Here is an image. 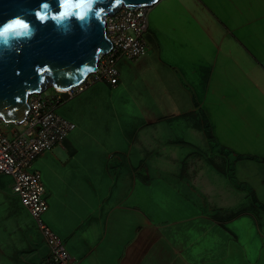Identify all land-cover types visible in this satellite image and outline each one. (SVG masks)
I'll return each instance as SVG.
<instances>
[{
    "label": "crops",
    "instance_id": "obj_1",
    "mask_svg": "<svg viewBox=\"0 0 264 264\" xmlns=\"http://www.w3.org/2000/svg\"><path fill=\"white\" fill-rule=\"evenodd\" d=\"M174 1L165 15L191 16L200 33L181 27L186 40L160 42L154 21L148 53L119 66L115 90L132 105L110 111L96 132L86 123L97 108L77 103L76 128L32 164L51 195L43 220L73 264H264V252H221L220 244L223 235L236 241L230 212L245 207L237 218L249 217L264 249V0ZM202 114L225 154L207 152ZM237 123L247 154L225 137ZM81 137L92 151L78 173L86 199L61 205L57 176L70 159L61 163L53 149L72 157Z\"/></svg>",
    "mask_w": 264,
    "mask_h": 264
},
{
    "label": "rangeland",
    "instance_id": "obj_2",
    "mask_svg": "<svg viewBox=\"0 0 264 264\" xmlns=\"http://www.w3.org/2000/svg\"><path fill=\"white\" fill-rule=\"evenodd\" d=\"M174 2V0H160L153 6L148 7L147 20L149 29L146 37L149 42H152L153 39H155L152 36V31H155V26L153 27L154 21H156V24L159 25V28L161 29L155 33L160 42H164L166 40L171 42L186 40L187 38L185 35H182L184 33L180 30L181 27L200 33L201 28L199 22H195L193 18H190L191 16L185 15L186 20L183 21L184 17L180 18L179 13H177L178 16H172V13L169 10V13L165 15L164 11L168 9V6L173 5ZM173 26L175 29H172ZM188 41L192 42L194 41V38H189ZM120 64H122L121 61L118 63V68L121 66ZM83 100H89L93 106L97 108L96 113H94L93 116L88 117V119L91 120L86 123L87 131L95 128L96 132H99L98 126H100L102 122L107 121L106 118L110 115V111H113V113L117 116L120 109L132 105V103H128L130 99L124 100L119 98L115 87H111L104 82H96L88 86L77 96L61 103L57 107L56 112L67 120L72 121L74 118H78L80 120L82 117L80 112L77 110V103L83 105L84 102H81ZM200 116L205 123V130L207 129L206 131L209 132V122L206 115L202 114ZM72 122L75 124L76 128V123L74 121ZM15 126V124L6 123L0 120V129L4 130L6 133H10L12 129H15ZM230 130V134H225V137L230 140L231 145H229V147L236 152L238 151L240 153L247 154L246 150L248 147L247 144L245 145L244 143L243 124L237 123ZM81 140L82 142L78 147V153L74 154L72 157H70L71 153L68 150L59 147L53 149L54 155L61 163H65L70 159L65 167V170H61V173L57 176L59 188L55 198L61 205L66 203L72 204L75 202V194H77L79 200L82 202L86 199V182L83 178L78 176V173L81 170L79 167L81 163L80 158H83L85 154H92V151L86 144L88 142L87 139L81 137ZM207 141L209 144V150L207 152L211 153V156L214 153L217 155L219 154L220 156L225 154L226 151H224L222 147H217V143L215 142L212 133L207 137ZM220 156H217L215 160L217 162V166H221L223 163ZM232 161V158L229 157L228 166H231ZM110 162L112 161H109V163ZM41 180L43 182L42 175ZM11 184L12 179L9 175H0V250L3 251V255L0 254V264H39L47 254L45 241L37 228L35 221L33 223L27 209L13 193ZM250 193L251 191H249V197L252 196ZM47 196V201H50L51 195L49 196L48 191ZM245 209V207H235L230 212L233 213L235 215L233 216L236 218H234V220H232L228 225L235 231L237 239L236 241L230 240L228 242L226 238L224 239L226 235L221 236V252H264V249H261L262 240L259 236H257V228L249 217L247 218V215H242L237 218V216ZM229 217H231V215ZM7 238L8 240L10 239L8 241V246H6ZM15 247L23 249L17 252H8L9 250H14ZM87 263L99 264L91 257L88 259Z\"/></svg>",
    "mask_w": 264,
    "mask_h": 264
},
{
    "label": "built area",
    "instance_id": "obj_3",
    "mask_svg": "<svg viewBox=\"0 0 264 264\" xmlns=\"http://www.w3.org/2000/svg\"><path fill=\"white\" fill-rule=\"evenodd\" d=\"M121 7L105 18V32L112 48L103 54L97 69L84 81L68 89L48 88L49 91L28 96V111L15 129L6 133L0 129V175L12 179V191L35 221L47 247L39 264H73L66 244L43 220L48 209L41 174L32 164L43 152L64 142L75 124L56 112L66 100L83 92L96 82L115 87L120 80L118 63L133 61L149 51L147 9ZM13 124V123H12Z\"/></svg>",
    "mask_w": 264,
    "mask_h": 264
},
{
    "label": "water",
    "instance_id": "obj_4",
    "mask_svg": "<svg viewBox=\"0 0 264 264\" xmlns=\"http://www.w3.org/2000/svg\"><path fill=\"white\" fill-rule=\"evenodd\" d=\"M159 0H103V23L92 19L87 31H82L75 19L72 31L62 35L52 20L41 23L44 12L63 9L59 0H0V25L15 21L35 27L31 40L0 37V120L19 124L28 111V96L48 88L68 89L96 71L100 57L112 48L105 32V18L121 7L151 6ZM74 0H65L73 7ZM35 11V14L33 13ZM15 18V19H13ZM11 31H24L21 27ZM5 47H11L8 50Z\"/></svg>",
    "mask_w": 264,
    "mask_h": 264
},
{
    "label": "clouds",
    "instance_id": "obj_5",
    "mask_svg": "<svg viewBox=\"0 0 264 264\" xmlns=\"http://www.w3.org/2000/svg\"><path fill=\"white\" fill-rule=\"evenodd\" d=\"M59 3L63 6V9L58 13H51L49 7L45 4L41 5V9L44 12V19L41 23L47 22V20H52L56 25V30L60 31L62 35H68L71 29V20L75 19L80 25L82 31H87L88 27L91 25L92 19H96L98 22L103 23V15L105 14L103 7H96L98 4H102L103 0H74L73 7L71 11L66 12L65 10V0H59ZM36 10H33L35 14ZM15 19V18H13ZM11 25L9 22H5L4 25H0V37L5 38H16L17 40H31L36 33L35 27L28 25L24 31H11L9 28ZM4 48L11 50V47Z\"/></svg>",
    "mask_w": 264,
    "mask_h": 264
},
{
    "label": "snow or ice",
    "instance_id": "obj_6",
    "mask_svg": "<svg viewBox=\"0 0 264 264\" xmlns=\"http://www.w3.org/2000/svg\"><path fill=\"white\" fill-rule=\"evenodd\" d=\"M71 8H72L71 5H68V4L65 5L66 12L71 11ZM15 27H21L23 29H26L28 25L25 23H22L21 21H15L13 24L9 25V28H15Z\"/></svg>",
    "mask_w": 264,
    "mask_h": 264
},
{
    "label": "trees",
    "instance_id": "obj_7",
    "mask_svg": "<svg viewBox=\"0 0 264 264\" xmlns=\"http://www.w3.org/2000/svg\"><path fill=\"white\" fill-rule=\"evenodd\" d=\"M204 124H205V123H204ZM205 128H206V127H205ZM207 128H208V127H207ZM206 130H207V129H206ZM206 130H205V132H206V136L208 137L209 134L211 135L210 128H209V130H208L209 132H207ZM207 133H208V135H207ZM238 157H242V156L239 155Z\"/></svg>",
    "mask_w": 264,
    "mask_h": 264
}]
</instances>
